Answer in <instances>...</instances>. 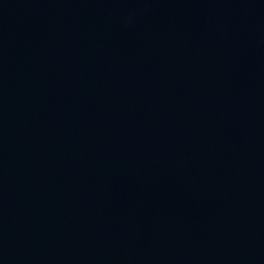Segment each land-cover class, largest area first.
Segmentation results:
<instances>
[{
    "label": "water",
    "instance_id": "obj_1",
    "mask_svg": "<svg viewBox=\"0 0 264 264\" xmlns=\"http://www.w3.org/2000/svg\"><path fill=\"white\" fill-rule=\"evenodd\" d=\"M0 264H264V0H0Z\"/></svg>",
    "mask_w": 264,
    "mask_h": 264
}]
</instances>
